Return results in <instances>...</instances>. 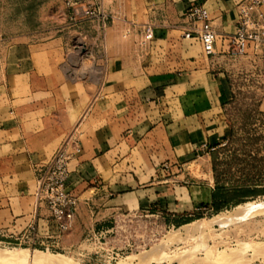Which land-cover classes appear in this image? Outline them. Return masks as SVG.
Segmentation results:
<instances>
[{
  "label": "rangeland",
  "instance_id": "374dc122",
  "mask_svg": "<svg viewBox=\"0 0 264 264\" xmlns=\"http://www.w3.org/2000/svg\"><path fill=\"white\" fill-rule=\"evenodd\" d=\"M65 1L0 0V9L24 14L28 31L22 34L33 30L47 37L50 31L63 34ZM91 2L99 4L108 21L102 29L97 20H91L96 21L101 34L97 40L79 34L65 37L72 52L68 61L75 64L74 78L91 65H106L107 60L124 65L125 74L137 79L186 78L194 73L193 83L199 85L200 93H206L195 100L200 103L197 113L205 131L215 133L218 140L203 142L205 147L195 156L172 166L170 161L161 163L159 181L167 195L175 189L184 197L191 187L211 189L210 202H196L192 210L188 204L177 212L161 207L91 206L89 213L81 211L75 217L73 228L66 233L58 235L52 222L39 224L36 242L51 244L48 250L44 244L33 249L30 244L4 241L1 234L0 250L17 254L26 250L30 255L57 260V264H264V59L252 52L229 58L225 38H218L216 54L206 57L196 41L181 37L179 27L187 10L183 12L184 0ZM198 5L203 3L194 6ZM205 8L214 16L216 7L211 1ZM148 26L153 31L149 41L144 38ZM73 47H79L78 62ZM214 80L227 85L223 101L211 100L219 90ZM191 102L190 98L182 105L168 102L167 117L186 116ZM174 166L178 172L172 174ZM213 192L215 207L211 205ZM238 212L245 215L235 218ZM5 260L0 259V264Z\"/></svg>",
  "mask_w": 264,
  "mask_h": 264
},
{
  "label": "crops",
  "instance_id": "0c3cea01",
  "mask_svg": "<svg viewBox=\"0 0 264 264\" xmlns=\"http://www.w3.org/2000/svg\"><path fill=\"white\" fill-rule=\"evenodd\" d=\"M209 1L216 7L214 16L209 12L212 24L223 40L235 31L239 0L199 2L205 7ZM199 2L184 0L183 12ZM71 16L66 8L63 34L50 31L42 37L32 30L12 42L11 54L0 49V234L4 241L31 222L35 168L50 159L73 129L82 147L70 164L68 180L78 200L76 218L102 204L177 212L188 204L192 210L199 202H210L211 189L191 187L186 197L182 192L180 197L176 189L165 194L159 181L161 163L170 161L172 166L195 156L203 142L218 140L215 133L205 131L197 113L200 103L195 100L206 93L193 83L194 73L186 78L137 79L125 74L124 65L107 60L106 65H91L74 78L75 64L68 61L72 52L65 37L79 34L97 40L101 34L96 21ZM214 85L219 90L211 100H225L227 85L216 80ZM187 98L192 100L190 113L167 117L168 102L182 105ZM177 168H171L172 174Z\"/></svg>",
  "mask_w": 264,
  "mask_h": 264
},
{
  "label": "built area",
  "instance_id": "2783aa9c",
  "mask_svg": "<svg viewBox=\"0 0 264 264\" xmlns=\"http://www.w3.org/2000/svg\"><path fill=\"white\" fill-rule=\"evenodd\" d=\"M91 1L93 0H66L65 5L72 12L71 19L80 17L97 20L100 28L104 29L108 17L100 9L99 4L94 5ZM236 12L235 31L225 37L227 44L225 54L229 58H236L252 52L264 59V0H239ZM181 31L182 39L196 41L206 57L216 54L219 36L212 24L209 11L203 5L187 8ZM144 38L147 41L153 38L150 26L146 27ZM81 151V142L76 136V129H73L50 159L35 168V203L32 220L20 234L12 237V242L20 246L30 244L33 249L42 246L44 242H36L35 238L39 231V220L52 222L58 235L72 228L78 200L69 190L68 180L70 164L79 157ZM50 246L51 244L45 245L46 250Z\"/></svg>",
  "mask_w": 264,
  "mask_h": 264
},
{
  "label": "clouds",
  "instance_id": "9594fccd",
  "mask_svg": "<svg viewBox=\"0 0 264 264\" xmlns=\"http://www.w3.org/2000/svg\"><path fill=\"white\" fill-rule=\"evenodd\" d=\"M27 31L28 25L23 13L15 15L12 8L0 9V49H6L11 54L12 42Z\"/></svg>",
  "mask_w": 264,
  "mask_h": 264
},
{
  "label": "bare ground",
  "instance_id": "6f19581e",
  "mask_svg": "<svg viewBox=\"0 0 264 264\" xmlns=\"http://www.w3.org/2000/svg\"><path fill=\"white\" fill-rule=\"evenodd\" d=\"M251 204V203H248V205ZM254 204V203H253ZM247 205V204H245ZM243 205V206H245ZM252 205V204H251ZM243 206H238V208H242ZM263 207V208H262ZM261 208L264 209V204ZM245 213L244 212H238V214L236 215L235 218H240L242 216H244ZM217 217V215L215 216V218ZM166 240V239H165ZM167 243V242H166ZM0 259H7L5 260L4 263H6V261L8 262L9 260L12 261V262H18V263H22V262H26L27 264H57V260H49L43 256H40V255H37V254H34V255H30L29 252H27L26 250L23 252V253H20V254H17V253H13L11 251H6L5 253H3L1 250H0ZM29 253V254H28ZM128 259V258H127ZM65 262V261H64ZM3 262H1L2 264ZM3 263V264H4ZM10 263V262H8ZM17 263V264H18ZM7 264V263H6ZM67 264V262L65 263ZM69 264V263H68ZM143 264V263H142Z\"/></svg>",
  "mask_w": 264,
  "mask_h": 264
},
{
  "label": "trees",
  "instance_id": "16d2710c",
  "mask_svg": "<svg viewBox=\"0 0 264 264\" xmlns=\"http://www.w3.org/2000/svg\"><path fill=\"white\" fill-rule=\"evenodd\" d=\"M221 189V187H218L217 188V190H220ZM216 201H217V199H216V195H215V193L213 192V194L211 195V205L213 206V207H215L216 206Z\"/></svg>",
  "mask_w": 264,
  "mask_h": 264
}]
</instances>
